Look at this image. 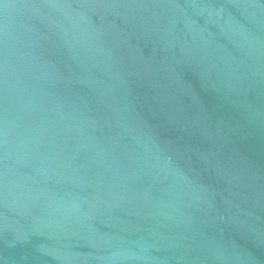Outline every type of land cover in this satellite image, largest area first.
<instances>
[{
  "label": "water",
  "instance_id": "1",
  "mask_svg": "<svg viewBox=\"0 0 264 264\" xmlns=\"http://www.w3.org/2000/svg\"><path fill=\"white\" fill-rule=\"evenodd\" d=\"M0 264H264V0H0Z\"/></svg>",
  "mask_w": 264,
  "mask_h": 264
}]
</instances>
